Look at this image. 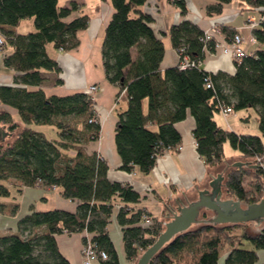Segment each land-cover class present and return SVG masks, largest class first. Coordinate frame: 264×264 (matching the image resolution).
I'll return each mask as SVG.
<instances>
[{"label":"trees","instance_id":"1","mask_svg":"<svg viewBox=\"0 0 264 264\" xmlns=\"http://www.w3.org/2000/svg\"><path fill=\"white\" fill-rule=\"evenodd\" d=\"M206 7L207 15L220 14L223 4L215 0ZM249 10L264 13V0H241ZM114 12L101 44L102 67L106 79L127 98V107L118 113L114 142L127 172L137 167L149 173L159 156L177 151L181 135L174 124L186 117L195 121L192 135L196 151L205 165L224 160L223 145L228 142L241 157L255 160L256 168L226 169L227 197L245 204L258 202L264 190V145L256 134H241L220 128L214 114L224 107L232 110L256 109L258 127L264 135V20L253 30L262 47L233 60L235 72L209 73L201 68L206 53L216 50L217 40L190 20L171 26L167 35L171 46L186 56L192 66L180 64L160 68L165 46L150 24L152 18L142 9L146 0H109ZM181 15L188 10L183 0H175ZM81 6L58 0H0V50L3 65L13 70V85L0 84V123L9 133L20 129L10 142L0 144V196L9 190L2 182L13 180L21 186L56 188L62 197L79 201L75 212L61 209L31 212L17 223V231L0 235V264H70L59 252L55 235L78 232L89 235L98 251H104L103 264H119L107 225L116 209L121 227L125 257L135 262L162 231V222L144 209L135 207L140 195L128 183L107 179V163L84 145L99 137L100 125L94 99L86 92L46 96L39 86L42 71L59 72L56 60L45 49L68 51L78 46L77 32L86 29L90 17L80 15ZM33 18L35 30L15 33L2 26H17ZM218 26V25H217ZM230 42L237 33L232 26H218ZM31 87H38L31 89ZM15 112L21 121L14 119ZM77 119L71 123L70 120ZM51 125L59 140H49L29 125ZM73 149L68 155L64 150ZM223 160H222V159ZM259 160V161H257ZM12 182V183H14ZM144 216L151 224L144 223ZM229 227L200 225L177 235L149 264H217L226 247ZM253 249L234 247L224 264H255L258 250L264 249V222L253 235L242 233ZM264 264V262L262 263Z\"/></svg>","mask_w":264,"mask_h":264},{"label":"crops","instance_id":"2","mask_svg":"<svg viewBox=\"0 0 264 264\" xmlns=\"http://www.w3.org/2000/svg\"><path fill=\"white\" fill-rule=\"evenodd\" d=\"M75 1L80 6V15L90 17L86 29L77 32L78 46L61 51L55 49L52 44H46L47 54L56 60L59 65V72L42 71L43 82L39 86L46 96H65L76 92H85L87 87L97 84L99 90L94 98V110L97 121L100 125L99 137L96 140L88 141L84 148L87 153H97L108 166L107 179L111 182L128 183L139 193L140 198L135 207L144 209L154 219L162 222L168 215V209L175 207L177 201L186 203L196 197L200 188L207 187L208 181L216 173L225 175L226 169H231L235 161H250L240 156L239 152L224 155V160L216 165L208 166L203 163L196 151V143L192 135L195 121L187 110L186 117L174 124L175 129L181 135V146L177 151L166 152L159 156L153 169L142 173L137 167L127 172L122 170L121 159L116 151L114 134L118 113L127 107V98L124 93H119V88L110 83L104 74L101 58V44L104 30L114 12L109 0H58L59 5L69 6ZM175 0H146L142 9L152 18L151 28L155 34L162 38L165 46L160 68L165 69L174 66L179 62V54L171 46L167 35L171 26L179 24L183 20H190L203 31L208 30L212 25L232 26L243 39V48L247 53L254 52L262 45L257 43L253 37V30L246 25L248 17H259V12L249 10L241 0H231L223 4L220 14L207 15L206 7L214 4L215 0H183L187 7V14L181 15L180 8L174 3ZM5 30L15 33H27L35 30L33 18L21 20L17 26H2ZM215 39L218 43H226L225 36L220 32ZM4 56V52H3ZM233 60L224 54L220 48L213 53H206L201 63V68L209 73L225 72L232 75L235 72ZM3 62V57H2ZM13 70L4 67L0 69V84L13 85ZM38 87H31L37 89ZM256 113V109L251 108ZM229 113L216 112L213 118L216 124L226 130L236 133L248 134L240 125L237 117L229 116ZM257 114V113H256ZM13 117L18 116L12 113ZM246 118V117H243ZM241 118V119H243ZM15 120H17L14 117ZM21 121L19 116L18 120ZM242 123V122H241ZM31 128L44 134L49 140H59L58 131L51 125L30 124ZM70 156L75 154L73 149L64 150ZM224 153V152H223ZM9 190L8 196H0V235L16 232L17 223L31 210L46 211L61 209L68 212H75L79 201L66 199L61 196L56 188L35 186H21L11 181L2 182ZM224 184V183H223ZM225 188V187H224ZM183 192V193H182ZM116 209L113 211L107 225L108 235L117 252L119 264H131L124 253L121 227L116 220ZM260 230H253L256 234ZM84 234L78 232L61 233L55 235L59 252L69 261L70 264H83L82 262V238ZM238 241L229 244L221 250L217 264H224V259L230 249L236 247ZM264 262V249L258 250V260L255 264ZM91 264H103L102 260H94Z\"/></svg>","mask_w":264,"mask_h":264},{"label":"water","instance_id":"3","mask_svg":"<svg viewBox=\"0 0 264 264\" xmlns=\"http://www.w3.org/2000/svg\"><path fill=\"white\" fill-rule=\"evenodd\" d=\"M8 124L0 123V144L8 142L20 129L9 133ZM222 159V158H221ZM223 160V159H222ZM233 167L256 168V159L252 161H235ZM225 176L223 171L216 173L200 188L196 197L186 203L175 202V207L168 209V215L163 221L162 231L156 240L147 247L137 258L135 264H149V261L177 235L194 230L200 225H236L246 223L250 230L263 227L264 222V192L258 202L245 204L238 199L227 197L224 188ZM264 191V190H263ZM183 193V192H182Z\"/></svg>","mask_w":264,"mask_h":264},{"label":"built area","instance_id":"4","mask_svg":"<svg viewBox=\"0 0 264 264\" xmlns=\"http://www.w3.org/2000/svg\"><path fill=\"white\" fill-rule=\"evenodd\" d=\"M263 20H264V13L259 14L258 19H256L253 16H250L246 20V25L251 29H253ZM204 32L207 39L212 37L215 38L216 35L220 33V28L217 25H212L208 30H205ZM243 42H244L243 37L239 33H236L230 42L221 44L218 43L217 41L216 48H220L224 54L228 55L232 59L239 60L241 57L246 55V50L243 48ZM179 64L181 69L193 65V63L190 62L186 56H183V58L179 61ZM98 90H99V86L97 84H92L89 87H87L85 92L89 94L92 99H94L95 94L97 93ZM221 111L223 113H229L232 111V109L231 107H224ZM143 219L145 224L152 223L151 219L147 216H144ZM85 236L87 240L85 243H83L81 250L83 264H91L94 260L97 259L106 260L107 254L104 251H98L96 249L95 245L91 243L89 235H87V233H85Z\"/></svg>","mask_w":264,"mask_h":264},{"label":"rangeland","instance_id":"5","mask_svg":"<svg viewBox=\"0 0 264 264\" xmlns=\"http://www.w3.org/2000/svg\"><path fill=\"white\" fill-rule=\"evenodd\" d=\"M2 57H3V51L0 50V69H4V65L2 62ZM216 115V113H215ZM235 115V116H234ZM229 116H234L237 117L238 121L240 122V125H237L239 127H242L248 134H256L259 135L262 139L263 145H264V135L259 130L258 127V122H257V114L254 112L253 109L247 108V109H241V110H234L232 114ZM18 120V116H14ZM246 117V118H243ZM243 118V119H241ZM77 119H72L70 120L71 123L76 122ZM242 122V123H241ZM6 128H8V125H6ZM246 134V133H245ZM13 138V137H12ZM12 138L8 141L10 142ZM7 143V142H6ZM223 152L226 157H229L233 153H237L235 149H233L228 142H226L223 145ZM226 175V170L224 171ZM11 182H14L12 179L9 180ZM264 183V180H262ZM264 185V184H263ZM198 227V226H197ZM221 227H229L227 231V236H228V241L226 244V247L224 250L227 248L229 244H234V242L240 241V244H237L236 247L243 248V249H253V245L249 240L242 239V233L245 232L246 234L253 235L255 232L250 230V226H248L246 223L244 224H236V225H224ZM135 262H131V264H135Z\"/></svg>","mask_w":264,"mask_h":264},{"label":"flooded vegetation","instance_id":"6","mask_svg":"<svg viewBox=\"0 0 264 264\" xmlns=\"http://www.w3.org/2000/svg\"><path fill=\"white\" fill-rule=\"evenodd\" d=\"M226 191V190H225Z\"/></svg>","mask_w":264,"mask_h":264}]
</instances>
